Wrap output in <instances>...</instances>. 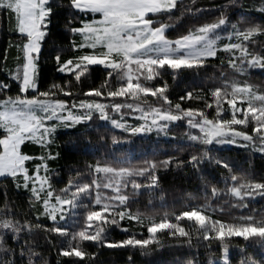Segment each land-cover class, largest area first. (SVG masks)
<instances>
[{"label":"trees","instance_id":"16d2710c","mask_svg":"<svg viewBox=\"0 0 264 264\" xmlns=\"http://www.w3.org/2000/svg\"><path fill=\"white\" fill-rule=\"evenodd\" d=\"M91 17L74 0L48 1L37 90L24 93L8 64L18 62L28 36L0 5V100L27 95L68 104L123 102L128 80L122 68L61 69L77 59L76 30ZM149 18L167 26L169 39L223 21L225 37L241 38L248 55L235 60L219 46L217 56L193 65H153L140 80V103L226 124L239 119L231 126L251 137L264 130V0H177L171 10ZM252 58L262 65H250ZM4 137L0 128V151ZM21 149L31 172L44 159L52 192L71 195L75 205L65 220H52L31 192L12 176L2 177L0 264H212L225 249L228 264H264L260 150L197 141L184 120L165 134H143L98 114L58 129L47 146L26 141ZM192 212L203 222L185 216Z\"/></svg>","mask_w":264,"mask_h":264},{"label":"rangeland","instance_id":"374dc122","mask_svg":"<svg viewBox=\"0 0 264 264\" xmlns=\"http://www.w3.org/2000/svg\"><path fill=\"white\" fill-rule=\"evenodd\" d=\"M48 1L3 0L0 4L11 10L16 28L28 36L18 55V62L16 59L8 64L12 68L11 75L21 81L24 93L37 90V60L48 25ZM176 2L74 0L77 9L91 12L93 17L76 30L78 38L74 45L80 51L77 59L67 62L61 69L68 72L80 65L122 68L128 80L122 89L123 102H114L113 99L83 100L68 104L27 95L0 100V128L5 133L0 151V179L12 176L24 190L35 196L50 219L65 220L73 211L74 199L71 195L57 196L52 192L44 159H40L42 162L36 164L31 172L27 166L30 157L22 151L21 146L26 141L47 146L58 129L89 120L94 114L115 127L143 134H165L170 126L184 120L192 139L221 145H243L264 152V130L258 131L255 137L247 136L231 126L240 124L239 119L228 124L214 122L196 113L174 114L139 102L142 89L140 80L149 75L153 65L168 64L175 68L193 65L202 58L217 56L219 46L230 52L235 60L248 55L247 48L239 42L241 38H233V35L225 37L223 21L203 25L185 37L167 38L164 33L167 26L153 25L149 15L171 10ZM249 64L261 66L262 60L252 58ZM104 170L117 177L123 174L121 171ZM185 216L203 222L201 214L197 212ZM164 226L154 227L152 232ZM228 252L225 249L219 261L212 264H228Z\"/></svg>","mask_w":264,"mask_h":264}]
</instances>
